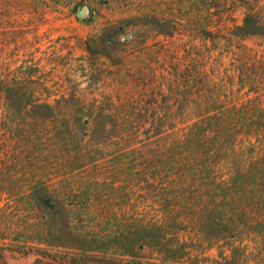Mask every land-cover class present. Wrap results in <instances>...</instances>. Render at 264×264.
<instances>
[{
	"label": "rangeland",
	"instance_id": "obj_1",
	"mask_svg": "<svg viewBox=\"0 0 264 264\" xmlns=\"http://www.w3.org/2000/svg\"><path fill=\"white\" fill-rule=\"evenodd\" d=\"M247 176L264 187V0H0L1 262L80 234L117 261L264 264V188L223 202Z\"/></svg>",
	"mask_w": 264,
	"mask_h": 264
},
{
	"label": "trees",
	"instance_id": "obj_2",
	"mask_svg": "<svg viewBox=\"0 0 264 264\" xmlns=\"http://www.w3.org/2000/svg\"><path fill=\"white\" fill-rule=\"evenodd\" d=\"M258 26L253 22L252 16H250L249 14L246 15L245 19H244V26L242 28H240V30L244 33V34H248V33H253V32H257L258 31ZM225 136V130L223 129V127H220L216 132L212 133L211 131H208L207 133L203 134L200 136L199 139H195L193 138L192 141L195 142V149L196 152L200 151L202 149H206L207 147H209V145L207 144L209 140H218V142L216 143H212L211 148L216 147H221V145L223 144L221 140H219L220 137H224ZM207 146V147H206ZM216 150V154L218 153V150ZM215 153V151L213 152V154ZM203 160V159H202ZM201 162V161H200ZM199 163V162H198ZM187 164V163H183L182 167H187V165L189 167H193L194 169H198L197 172H194L195 174L198 175H203L205 174L209 169L210 166H208L207 164ZM255 176V173H254ZM250 176H247L243 182H241L240 184H235V181H233V189L230 190L232 196L229 200H223L226 208H228L229 211L231 210V207L234 205H238L240 204L241 206H245V204L248 203L249 199H251L252 196L257 195L256 192L257 191H262V189L264 187L261 186V179L254 177L253 180L251 181V179H248ZM218 184H214V187L211 186L213 189L217 188ZM218 189V188H217ZM214 193L218 192V193H222L221 191H216V189H214ZM216 200L212 201V204H215ZM238 203V204H237ZM253 205H255V209L258 207L259 210V206L256 202L252 200ZM239 205V206H240ZM240 210V209H239ZM218 211V210H216ZM103 212H106L105 210H103ZM207 212H209L207 209H205L204 205L202 204V206L200 207V210L198 212L199 217L201 218V216L203 218H206V214ZM232 213V212H231ZM230 213V214H231ZM158 217V216H157ZM155 217V218H157ZM163 217L165 218V216L163 215ZM228 218V217H227ZM230 219V218H228ZM152 224V221H149ZM85 239L83 238L82 235L80 234H73V236H71L70 240H68V242L66 243V246H64V250H60V251H45V253L47 252V255L45 257H43L41 254H38L37 259L35 260L34 264H42V261H45L46 264H154L148 260H143V259H139V260H130L127 262L124 261H117V260H113L108 258L107 256H101V255H97V254H91V252L89 251H84L81 252L79 251L80 248L78 244H83L85 243ZM1 259V258H0ZM0 264H4L3 262H1L0 260Z\"/></svg>",
	"mask_w": 264,
	"mask_h": 264
},
{
	"label": "water",
	"instance_id": "obj_3",
	"mask_svg": "<svg viewBox=\"0 0 264 264\" xmlns=\"http://www.w3.org/2000/svg\"><path fill=\"white\" fill-rule=\"evenodd\" d=\"M84 14H85V10H84V9H80V10H79V15H80V16H83Z\"/></svg>",
	"mask_w": 264,
	"mask_h": 264
}]
</instances>
